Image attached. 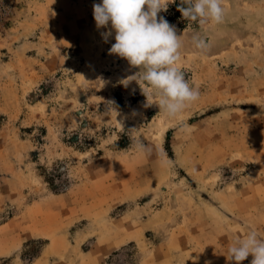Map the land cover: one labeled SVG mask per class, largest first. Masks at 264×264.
<instances>
[{
	"label": "rangeland",
	"instance_id": "374dc122",
	"mask_svg": "<svg viewBox=\"0 0 264 264\" xmlns=\"http://www.w3.org/2000/svg\"><path fill=\"white\" fill-rule=\"evenodd\" d=\"M100 2L0 0V264H234L264 236V0H224L220 25L158 14L200 92L177 121L120 83L138 69L109 55Z\"/></svg>",
	"mask_w": 264,
	"mask_h": 264
},
{
	"label": "clouds",
	"instance_id": "9594fccd",
	"mask_svg": "<svg viewBox=\"0 0 264 264\" xmlns=\"http://www.w3.org/2000/svg\"><path fill=\"white\" fill-rule=\"evenodd\" d=\"M176 0H101L93 4V17L97 29L105 42L114 32L115 43L111 45L109 55H116L127 61L131 68L138 69L134 74L123 78L120 83L128 87L135 82L146 98L144 107L155 105L166 118L177 121L186 109L200 97L198 87L190 84L177 66L183 48L182 36H178L175 26L164 16L169 5ZM177 11L188 22L204 26L208 23L220 25L225 21L224 0H180ZM110 26V27H109ZM192 45L201 53L211 49L207 37L195 32L191 36ZM104 83L103 81H101ZM109 110H115L114 102L109 101ZM122 125V121L120 122ZM135 132L136 129L130 130ZM132 147L145 156L153 149L142 138L133 137ZM162 166L172 162L166 154L160 155ZM250 264H264V236L250 229L242 238L233 241L227 250V259L241 264L249 256Z\"/></svg>",
	"mask_w": 264,
	"mask_h": 264
},
{
	"label": "crops",
	"instance_id": "0c3cea01",
	"mask_svg": "<svg viewBox=\"0 0 264 264\" xmlns=\"http://www.w3.org/2000/svg\"><path fill=\"white\" fill-rule=\"evenodd\" d=\"M97 243L95 244V246L91 249V251L88 253V256H93L95 254H97L99 252V258H105L111 251H113L114 249H116V246H112L111 244H109V246H106L105 252H100V248L99 245L103 242L100 241H96ZM103 248V247H102Z\"/></svg>",
	"mask_w": 264,
	"mask_h": 264
},
{
	"label": "trees",
	"instance_id": "16d2710c",
	"mask_svg": "<svg viewBox=\"0 0 264 264\" xmlns=\"http://www.w3.org/2000/svg\"><path fill=\"white\" fill-rule=\"evenodd\" d=\"M180 4V0H176V2L173 4V6L171 7L172 8V10H174V13L175 14H173V16H172V18H171V20L170 21H175V19L177 18V19H179V23H181V19H183L182 18V16H181V13L179 12V11H177V6Z\"/></svg>",
	"mask_w": 264,
	"mask_h": 264
}]
</instances>
